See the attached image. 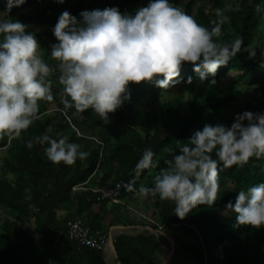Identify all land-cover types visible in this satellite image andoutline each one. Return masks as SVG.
I'll return each mask as SVG.
<instances>
[{"label":"trees","instance_id":"1","mask_svg":"<svg viewBox=\"0 0 264 264\" xmlns=\"http://www.w3.org/2000/svg\"><path fill=\"white\" fill-rule=\"evenodd\" d=\"M140 1L106 0L104 7L119 6L121 12H134L149 2L144 0L139 7H135ZM196 1L173 0L177 6L209 28L218 16L217 10H223V14L229 19L216 39L229 43L237 36L244 39L241 51L226 65L221 66L214 77L217 80L229 71L236 72L229 93L221 94L213 88L198 89L186 98L174 96L161 101V96L174 88L190 93L192 86L197 83L210 84L213 77L201 82L193 65L185 63L181 69L180 83L167 90L147 81L131 84L130 100L125 101L114 113H109L108 120L91 109L75 114L72 118L74 109L65 107L44 115L47 110L45 107L51 101L42 100L39 113L28 129L21 131L19 135L0 136V148L5 149L0 165V211L8 214L0 222V264H104L101 251L80 246L65 236L67 224L80 217L64 224L55 218V210L59 206L63 205L68 210L74 206L71 202L74 195L72 190L78 189L72 187L79 184L83 187L86 180L95 181L101 172V184L112 176L111 183L102 186L110 187L117 183L121 185L120 200L139 193L129 191L124 182L131 180L133 169L143 150L151 147L156 152L154 160L157 166L144 170L136 182L137 189L141 183L152 184L155 174L160 168L167 166L166 161L183 139L202 128L205 123H210L206 121L208 118L222 116L238 98L240 93L235 91V86L239 83L259 89L253 110L264 111V56H261L260 50L264 48L261 30L264 0H209V8L198 5L193 12ZM101 3L102 0H64L63 3L59 0H26L23 5L14 6L8 15L25 24L54 26L65 9L79 18L82 10L97 8ZM27 5L30 10L18 12ZM4 11V2L0 0V13ZM16 12L18 13L14 15ZM227 28L229 32H225ZM36 34L40 44L45 43V58L53 66V71L46 79L51 81V90L57 93L62 85L58 79L57 61L50 56L51 44L55 41L50 38V33ZM246 45L257 47L255 58L249 56L248 48L244 47ZM189 76L193 77L191 83L188 82ZM139 102H143L145 110L142 114L143 122L138 126L132 114ZM236 114L233 115V120ZM217 123L229 125L221 119ZM45 133L57 138L68 135L70 140L80 143L89 152L88 157L78 159L71 165L63 162L54 164L46 156L44 149L47 144L41 145L36 140L37 136ZM29 140L32 141L31 146L28 144ZM261 179H264V157H252L242 167L234 165L221 169V186L229 180L235 188L220 189L214 205H200L184 219L173 213V204L153 198L155 213L152 220L155 225L175 230L172 263L264 264V223L237 229L232 226L234 213L226 217H221L218 213L219 209H225L228 201L235 200L236 191L241 187H247ZM98 196L95 192H87V203L81 201V208L77 209L76 216H80L91 204L107 202L99 200ZM129 211L127 209L128 213ZM129 215L134 214L130 211ZM121 222L125 226L143 225L141 220L133 217ZM20 223L29 225L30 231ZM84 224L92 233L102 234L96 232L100 228L97 215L89 213L87 224ZM185 236L190 237V241ZM113 246L121 264H163L157 234H118L113 237Z\"/></svg>","mask_w":264,"mask_h":264},{"label":"clouds","instance_id":"2","mask_svg":"<svg viewBox=\"0 0 264 264\" xmlns=\"http://www.w3.org/2000/svg\"><path fill=\"white\" fill-rule=\"evenodd\" d=\"M0 14V136L19 135L39 113L42 100L53 101V71L44 55L36 31L8 13L26 0H3ZM63 3L64 0H59ZM209 28L199 23L173 0H149L134 12L119 6L82 10L79 18L65 9L52 32L50 56L57 61L59 102L82 114L91 109L105 120L130 100V85L142 81L160 89L180 83L185 63L193 65L201 82L210 76L215 84L217 70L241 51L242 36L230 43L218 41L229 19L218 9ZM248 48L257 56V47ZM264 56V48H260ZM193 77H188L191 83ZM47 158L54 164L71 165L88 157L80 143L68 135L36 137ZM29 146L32 141H28ZM156 152L145 148L135 164L129 191L158 198L174 205L173 213L184 219L200 205H214L221 189L219 173L232 166L242 167L252 157H264V111L244 110L231 125L205 123L183 139L166 167L159 169L152 184L136 182L144 170L157 166ZM235 200L225 205V214L234 213V228L264 223V179L236 191Z\"/></svg>","mask_w":264,"mask_h":264},{"label":"rangeland","instance_id":"3","mask_svg":"<svg viewBox=\"0 0 264 264\" xmlns=\"http://www.w3.org/2000/svg\"><path fill=\"white\" fill-rule=\"evenodd\" d=\"M104 1H106V0H102V3L99 6H97V8H104V4H105ZM143 1L144 0H141L135 7H139ZM198 5H205L207 8H209V6L211 4H210L209 0H197L195 6L193 8V12L196 11V7ZM28 10H30L29 5H27L26 7H23L18 12H26ZM124 11H122V12H124ZM18 12L14 13V15H16ZM0 14H3V12H1ZM27 25H29L33 30H35L36 33H38V32L50 33L51 34L50 38L53 41L56 40V38L52 32L53 26H47V25L39 24V23H27ZM261 30L263 31V39H264V20H263V24L261 26ZM229 31L230 30L228 28L225 30V32H229ZM44 45H45V43H41L42 48H44ZM235 73H236L235 71H229V72L223 74L222 76H220L216 80L215 84L202 85V84L197 83V84L192 86L190 93L186 90L181 89V88H174L171 91L166 92L163 96H161L160 100L165 101V100H167L171 97H174V96H182V97L186 98L188 95L196 93L198 89L206 90L208 88H213V89L217 90L218 92H220L221 94H227V93H229L230 84H231V81L234 79ZM61 89H59L57 93H54L52 91L54 94V100L51 101L49 104H47V106L45 107V108H47V110L44 111L45 113L43 112L44 115L52 114L55 109L64 108V106L59 102V97L61 95ZM235 91L240 93L238 98H236L232 102V105L227 110H225L223 112L222 116L220 118H208L206 121H208L210 123H217L221 119V120L227 121V123L229 125H231V123L234 121L232 119V117L235 113H238V112L242 113L244 110H250V111L254 112L253 106L255 105V97L259 94V89L251 88V87L245 85L244 83H239L235 86ZM144 110H145V107H144L143 102H139L138 104H136L135 111L132 115H133L134 119L136 120L138 126L143 122L142 114H143ZM75 114H76V112L73 110L70 118H72L73 115L75 116ZM4 156H5V149L0 148V165L2 164V159ZM234 188H235L234 184L232 182H230L229 180H227L221 186V189H224V190H231ZM122 201L123 200H121V202ZM124 201H126L127 206L132 207L131 205H129V202L127 203V201H131L135 205V207H133L134 209L142 212L147 217L154 219L155 203H154L152 197H146L140 193H137L135 195H131L128 198L124 199ZM122 203H120V204L112 203V204H115L117 206L120 205L121 210L123 212L127 213L128 208L126 207V205L124 206V204H122ZM130 211H129V213H130ZM123 212H121L122 215H123ZM131 213H133L134 215H130L129 217H133L135 219L141 220L143 223V225H141V226L137 225L138 227L132 229V231H135V234H141V233L142 234H152V231L147 229L148 226L152 227L153 229L158 230L157 235H158V238L160 240V244L162 246V259H163L164 256L168 252V242H167V239L164 238L163 232L167 234L170 241L172 242L173 241V235L175 233L174 228L161 227L160 225H155V223L148 222L147 219H144L143 217L135 214L134 212L131 211ZM218 213L221 217L229 216V215L225 214L224 209H219ZM6 214L7 213H5L4 211H0V222L2 221L3 217H6L8 215V214L7 215ZM20 225L22 227H24L26 230L30 231L29 225H25V224H21V223H20ZM140 227L143 228V230H138ZM129 230L130 229L125 228V229H120L119 231H121L123 233V232L129 231ZM114 233H116V232L114 231ZM185 239L190 241V237H188V236H185ZM173 243H174V241H173ZM179 256L182 257V254H179ZM171 259H172V257L170 258L168 264H173Z\"/></svg>","mask_w":264,"mask_h":264},{"label":"crops","instance_id":"4","mask_svg":"<svg viewBox=\"0 0 264 264\" xmlns=\"http://www.w3.org/2000/svg\"><path fill=\"white\" fill-rule=\"evenodd\" d=\"M101 178H102V173L99 172L98 177H96L95 181L92 182L91 180H86L81 189L72 190L74 195L71 198V202L74 203V206L70 210L65 209L63 207V205L56 208V210H55L56 220L64 224V223H67V222L73 220L76 217H80L81 220L83 221V223L87 224V216L90 213L91 215H97L98 216L100 228L96 232L104 234L107 237V239H108L110 234H112L113 236H116L118 234H122V232L119 230L125 229V228H120V226H125V225H123L121 221L129 218L130 215L128 212L127 213L123 212L121 210L120 205L117 206V205L112 204L108 201L104 202V203L97 202V203L91 204V206L88 209L86 207L80 216H76L77 215L76 214L77 209L79 207L81 208V201H83V203L86 201V203H87V200H85V199H87V192H89V191L93 192V189L100 187L99 185H101V186L102 185H109L111 183L112 176L108 177L104 181L103 184L100 183ZM122 202L120 200V203L124 204V206H125L126 201L123 200ZM128 202H129V205L132 206V207H130V206L126 205V207L129 210L133 211L137 215H138V213H140V214L142 213V212L133 208V207H135V205L131 201H127V203ZM120 203H118V204H120ZM121 212H123V215L121 214ZM136 227H138V226H126V229H130V230L123 232V233L131 234V235L135 234V231H132V229H134ZM114 231L116 233H114ZM158 240H159V238H158ZM159 243H160V240H159ZM109 246L110 245H109V241H108L106 247L103 249V251H101L100 256L103 259L104 264H117L115 257L113 255L112 249L108 248ZM160 247L162 249L161 244H160Z\"/></svg>","mask_w":264,"mask_h":264},{"label":"built area","instance_id":"5","mask_svg":"<svg viewBox=\"0 0 264 264\" xmlns=\"http://www.w3.org/2000/svg\"><path fill=\"white\" fill-rule=\"evenodd\" d=\"M58 110V109H56ZM62 112H64L62 110ZM77 135L80 136V133L77 132ZM98 142V141H97ZM100 143V142H98ZM102 146V144L100 143ZM82 188V184L76 185L72 187V189H80ZM93 192L97 193L98 199L102 201H108L111 203L118 204L120 203V192L121 185L119 183L113 186H102L100 188L93 189ZM139 216L147 219L148 222L154 223V221L147 217L144 214H139ZM162 227V226H161ZM65 236L75 241L80 246H88L94 251H103L106 247L108 239L102 234L92 233L91 229L87 227L81 220V218H76L74 221L69 222L65 229Z\"/></svg>","mask_w":264,"mask_h":264},{"label":"water","instance_id":"6","mask_svg":"<svg viewBox=\"0 0 264 264\" xmlns=\"http://www.w3.org/2000/svg\"><path fill=\"white\" fill-rule=\"evenodd\" d=\"M120 228H126V226H120ZM147 229H149L150 231H152V234H157V233H158V230L153 229L152 227H149V226H148ZM159 233H160V232H159ZM163 235H164V237L167 239V242H168V252H167V254H166V255L164 256V258H163V264H168L170 258H171L172 255H173L174 243H173V241H172V242L170 241V239H169V237L167 236L166 233L163 232ZM113 237H114V236H113L112 234L109 235V237H108L109 245H110V247H111V249H112V251H113V255H114V257H115L116 263H117V264H121L120 261H119V258L117 257V254H116V252H115V250H114V246H113Z\"/></svg>","mask_w":264,"mask_h":264},{"label":"bare ground","instance_id":"7","mask_svg":"<svg viewBox=\"0 0 264 264\" xmlns=\"http://www.w3.org/2000/svg\"><path fill=\"white\" fill-rule=\"evenodd\" d=\"M138 229V228H137ZM145 229V228H144ZM138 230H143V228H139ZM165 238V237H164ZM109 248H110V246H109ZM111 249V248H110ZM111 252V251H110ZM110 254V253H109ZM108 257V256H107Z\"/></svg>","mask_w":264,"mask_h":264}]
</instances>
